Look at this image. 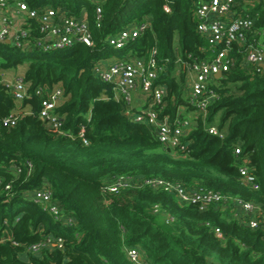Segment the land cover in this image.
Segmentation results:
<instances>
[{
    "label": "trees",
    "instance_id": "obj_1",
    "mask_svg": "<svg viewBox=\"0 0 264 264\" xmlns=\"http://www.w3.org/2000/svg\"><path fill=\"white\" fill-rule=\"evenodd\" d=\"M22 1L75 17L86 14L94 45L76 43L45 52L0 41V68L11 71L29 61L22 74L26 99L17 102L0 83V119L16 117L14 125L0 121V264H137L128 257L130 247L138 248L147 264H264V223L253 228L241 222L234 202L239 197L264 210V70L254 72L245 65L244 50L236 46L235 64L210 82L217 98L206 115L196 110L183 137L186 148L177 151H168L152 126L125 114L112 85L93 70L99 61L117 56L148 58L156 48L165 64L156 83L167 89L158 116L184 118L182 107L194 110L188 98V63L211 58L222 47L211 46L198 31L195 9L200 0ZM251 13L257 26L264 25V3ZM142 22L147 28L124 48L108 45L107 37ZM30 28L31 43L39 31L35 22ZM39 87L63 89L55 112L71 135L51 129L40 117ZM212 124L225 132L223 138L208 132ZM82 126L84 138L79 136ZM242 165L255 176L258 189L245 182ZM14 166L21 170L18 174ZM120 176L161 177L232 199L201 209L147 185L109 191ZM41 188L51 190L61 219L28 197ZM50 236L62 237L63 248L29 249Z\"/></svg>",
    "mask_w": 264,
    "mask_h": 264
},
{
    "label": "built area",
    "instance_id": "obj_2",
    "mask_svg": "<svg viewBox=\"0 0 264 264\" xmlns=\"http://www.w3.org/2000/svg\"><path fill=\"white\" fill-rule=\"evenodd\" d=\"M264 0H200L196 6L195 14L199 20L198 31L204 35L211 46L222 47L214 52L211 58L193 60L187 65V78L189 79V104L199 113L206 115L209 106L217 98V92L210 86L215 74L228 71L236 62L232 51L237 46L244 50V64L251 67L254 72L264 70V25L257 26L256 17L251 13L259 3ZM169 10V7H165ZM102 9L96 10V24L100 26ZM35 22L39 34L30 43V25ZM148 26L147 22L136 24L132 27L121 29L114 35L107 37L110 47L119 50L127 43L138 37ZM9 40L18 48L33 47L41 51L62 50L72 47L76 43L88 46L94 45L93 34L87 15L75 17L54 8H31L22 0H0V41ZM95 75L102 81L112 85L114 97L125 104V114L133 121L150 125L156 131L160 142L167 148L177 151L186 148L183 137L188 133L193 123L187 117H178L171 121L168 117L160 119L157 110L162 109L167 89L163 84L156 83L165 64L157 58V49L154 48L148 58L128 54L125 57H114L109 60L99 61L95 64ZM0 83L5 85L17 102L28 96V86L22 74L14 78L8 76L7 70L0 68ZM141 87L147 93L145 107L136 111L133 107V92ZM36 93L41 96L40 117L47 125L60 134L65 132L62 118L55 112L62 96L60 87H39ZM0 121L5 125H14L16 117L13 115L3 117ZM209 133L223 138L225 132L216 124L207 127ZM85 128L82 126L79 136L84 138ZM71 135V134H69ZM87 144V140L83 139ZM236 154L241 153V148L236 147ZM32 166V165H30ZM17 174L21 171L13 167ZM241 176L245 182L254 189H258L255 176L248 167H240ZM147 185L161 188L174 193L182 203H198L201 209L209 204L226 202L231 197L213 190L203 188L189 189L179 182L166 180L161 177L135 179L131 176H120L108 187L109 191L117 192L120 189L134 186ZM11 186L7 185V189ZM28 197L41 204L54 219L62 218L59 207L52 203V192L41 188L29 192ZM235 206L240 210L236 212L241 222L250 227L257 228L264 223V210L257 203L245 201L239 197L234 198ZM159 209L156 208L155 212ZM67 221L71 224L72 218ZM221 236L219 229H216ZM62 237H48L44 242L30 246L32 252H38L43 246L54 245L63 248ZM128 257L137 264H147L143 261L138 248L127 249Z\"/></svg>",
    "mask_w": 264,
    "mask_h": 264
},
{
    "label": "crops",
    "instance_id": "obj_3",
    "mask_svg": "<svg viewBox=\"0 0 264 264\" xmlns=\"http://www.w3.org/2000/svg\"><path fill=\"white\" fill-rule=\"evenodd\" d=\"M7 72L9 73L10 71H7ZM13 72H15V70H11V73H13ZM24 72H23V74H24ZM146 101H147V93H145V91L141 87L137 88L133 92V107H134V109L136 111L143 109L145 107ZM180 110L183 114L186 115L185 117H187L193 123L194 118L197 116L196 110L188 111L187 107H182ZM238 211L240 213L239 209H238Z\"/></svg>",
    "mask_w": 264,
    "mask_h": 264
},
{
    "label": "rangeland",
    "instance_id": "obj_4",
    "mask_svg": "<svg viewBox=\"0 0 264 264\" xmlns=\"http://www.w3.org/2000/svg\"><path fill=\"white\" fill-rule=\"evenodd\" d=\"M29 64V61H25L22 65H20L17 69H15V72L11 73V71L8 73V76L10 78H14L17 75L23 74V72L26 70L27 66ZM187 81L189 82V79L187 78Z\"/></svg>",
    "mask_w": 264,
    "mask_h": 264
},
{
    "label": "water",
    "instance_id": "obj_5",
    "mask_svg": "<svg viewBox=\"0 0 264 264\" xmlns=\"http://www.w3.org/2000/svg\"><path fill=\"white\" fill-rule=\"evenodd\" d=\"M6 42H7V43H10L9 40H7ZM263 67H264V66H263ZM220 76H222V73H221V72L215 74V77H220ZM167 149H168V151H171V148H167Z\"/></svg>",
    "mask_w": 264,
    "mask_h": 264
}]
</instances>
